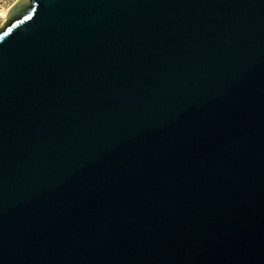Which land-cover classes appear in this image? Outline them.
<instances>
[{
    "label": "water",
    "instance_id": "95a60500",
    "mask_svg": "<svg viewBox=\"0 0 264 264\" xmlns=\"http://www.w3.org/2000/svg\"><path fill=\"white\" fill-rule=\"evenodd\" d=\"M0 264H264V0H15Z\"/></svg>",
    "mask_w": 264,
    "mask_h": 264
},
{
    "label": "rangeland",
    "instance_id": "374dc122",
    "mask_svg": "<svg viewBox=\"0 0 264 264\" xmlns=\"http://www.w3.org/2000/svg\"><path fill=\"white\" fill-rule=\"evenodd\" d=\"M14 0H0V25L6 20V15L5 17L3 16V11H5L7 9V7L9 5H11V3L13 2ZM7 12V10H6Z\"/></svg>",
    "mask_w": 264,
    "mask_h": 264
},
{
    "label": "snow or ice",
    "instance_id": "6c2138e0",
    "mask_svg": "<svg viewBox=\"0 0 264 264\" xmlns=\"http://www.w3.org/2000/svg\"><path fill=\"white\" fill-rule=\"evenodd\" d=\"M32 14H33L32 12H29L28 16H25L24 19L25 20L29 19L32 16ZM17 23H19V21H17ZM7 31L10 32L11 28L7 29Z\"/></svg>",
    "mask_w": 264,
    "mask_h": 264
},
{
    "label": "bare ground",
    "instance_id": "6f19581e",
    "mask_svg": "<svg viewBox=\"0 0 264 264\" xmlns=\"http://www.w3.org/2000/svg\"><path fill=\"white\" fill-rule=\"evenodd\" d=\"M14 1H15V0H14ZM14 1H13V2H14ZM13 2H12V3H13ZM12 3H11V4H12ZM10 6H11V5H9V6L7 7V9H6V10H7V12H8V9H9V7H10ZM6 10H5V11H3V16H4V17H5V15H6V13H7V12H6Z\"/></svg>",
    "mask_w": 264,
    "mask_h": 264
}]
</instances>
